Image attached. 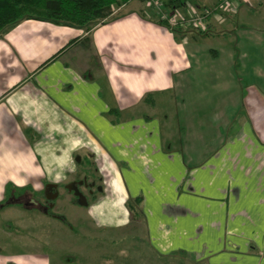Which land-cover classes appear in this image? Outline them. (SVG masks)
Segmentation results:
<instances>
[{
    "label": "crops",
    "instance_id": "obj_1",
    "mask_svg": "<svg viewBox=\"0 0 264 264\" xmlns=\"http://www.w3.org/2000/svg\"><path fill=\"white\" fill-rule=\"evenodd\" d=\"M257 1L264 9L263 0ZM245 4L241 1L228 18L213 16L203 35L217 37L219 24L226 23L229 30L244 24ZM130 12L88 31L30 19L0 35V207L17 209V203H5L17 187L42 192L46 184L91 179L95 171L101 175L91 159L99 147L110 157L111 169H106L103 196L87 208L94 213L91 225L100 227L98 217L118 209L125 214L119 224L131 220L129 213H135L129 202L139 199L136 216L156 257L264 264V28L237 29L227 50H207L228 62L205 68L207 79L216 74L214 82L224 93L238 95L227 102L238 105L239 119L233 124L226 119L222 145L214 147L207 123L195 124L207 117L195 116L188 126L201 136L187 149L171 148L160 124L143 108L158 109L157 102L146 99L151 73L160 88L176 83L160 66L164 56L150 52V41L160 49L166 27ZM191 58L201 62L197 51L172 53L171 75L180 74L179 87L187 78L181 72L193 67ZM197 67L199 73L203 66ZM188 78L199 81L197 74ZM192 100L181 105L195 104ZM0 264L51 261L14 255Z\"/></svg>",
    "mask_w": 264,
    "mask_h": 264
},
{
    "label": "rangeland",
    "instance_id": "obj_2",
    "mask_svg": "<svg viewBox=\"0 0 264 264\" xmlns=\"http://www.w3.org/2000/svg\"><path fill=\"white\" fill-rule=\"evenodd\" d=\"M165 1L135 0L133 6L130 4L132 7L119 9L117 16H123L131 10L132 13L130 12L129 16L139 18L145 16L152 22L160 23L163 13L174 16L176 20L184 21L195 16H201L208 10L212 13L207 22L209 25L213 16H226L228 18L230 15H234L241 1L246 3L245 8L248 13H246V16L244 15V19H241L244 24L231 30L228 29L226 23L219 24L217 26L219 35L217 37L203 35L183 23L182 27L191 30V33L186 34L188 36L181 35L176 30L166 27L164 28L166 32L163 33L164 36L162 37L164 39L160 43L159 50L153 48L152 41L149 42L151 54H158L159 58H161V55L164 56V61L162 62L161 59L160 66L165 65L166 76L176 80V83H169L168 88H160L151 73L149 83L152 90H148L146 99L147 101H154V103L157 102L156 107L158 109L149 111L148 108H145L146 105L143 106L144 110H148L146 116H151V120L153 119L160 124L165 145L169 144L168 147L171 148L186 147L187 149L193 140L198 138L197 134L200 132L199 130L196 131L194 127L189 128L188 126L192 117L196 116V118L207 117L206 120H199L195 124L205 125L207 123L209 129H206L208 131L207 135H212L214 147H220L222 145L221 136L223 132L225 133L226 119L229 118L232 124L237 123L239 119L237 114L239 113L237 111L238 105H227V102L237 100L238 95L234 90L224 93L225 89L219 83L214 82L216 74H213L212 81L207 79L206 69L211 65L218 66L222 61H224L225 66L228 65V62H225L226 58L224 60L223 57H220L216 60L207 50L210 48L227 50L233 41L230 35L240 33L237 29H243V31L247 29L255 32L256 29L264 28V9L260 7L257 0H237L233 5L231 4L228 10L227 8L223 10L216 8L221 0H189L187 8L172 12L166 7ZM216 17L212 19L214 20ZM162 22L167 26V22ZM163 23L160 24L163 25ZM261 24L262 26H258ZM150 33L153 34L155 31L151 29ZM182 50L197 51L201 62H194V59L191 58L193 67L188 71L181 72V76L185 75L187 78L180 80L179 87L178 77L180 74L171 75L174 74V70L171 68V56L172 53L177 55ZM196 64H202L203 66L199 73ZM176 73L178 72L176 71ZM192 74L199 75L197 83H191L190 78H188V76L192 77ZM237 74L235 73V75ZM209 76L211 77V74ZM190 97L195 104L187 105V107L181 105L185 99L188 101ZM163 99H165L164 102L159 105V102ZM166 102H172V104ZM193 108L194 111H192ZM87 148L88 145L84 147L86 150L83 153L87 152ZM93 151L91 159L99 167V174L103 178L101 185L106 187V183L109 181L106 169H111L110 157L99 147L93 149ZM66 185L68 184L57 185L58 188L61 187L65 199L70 200L68 201L69 204L66 201L64 203L58 202V208L55 210L58 214L55 213L50 216L44 213L42 210L43 202H37L39 208L18 205L17 203L16 212L8 207H0V260L14 255H38L40 258L47 257L51 264H205L195 262L196 260L192 262L193 260L183 258L180 255L166 258L156 257L147 245V241L143 239L142 230L144 227L141 217L134 216L132 213H129L131 220L119 224L117 221H123L125 214L119 212V209L114 214V208H112L113 212L111 211V213L113 214H107L103 218L99 216L100 227L97 225L94 227V225H91L94 213L91 210L89 211L87 206L71 203L74 197L68 195L69 192L64 188L67 187ZM99 194L103 196V193L100 192ZM79 213L83 219L85 218V222L87 221V227H84L85 224L79 218ZM137 228H139L138 232ZM131 230L132 234L130 233ZM116 255L118 256L116 257Z\"/></svg>",
    "mask_w": 264,
    "mask_h": 264
},
{
    "label": "trees",
    "instance_id": "obj_3",
    "mask_svg": "<svg viewBox=\"0 0 264 264\" xmlns=\"http://www.w3.org/2000/svg\"><path fill=\"white\" fill-rule=\"evenodd\" d=\"M134 0H0V35L25 20H40L54 24L91 30L99 24L117 19L119 9ZM189 0H166V7L174 12L187 8ZM122 17V16H120ZM160 23H163L159 21ZM163 25H165L163 23ZM165 27H167L165 25ZM178 31L177 29H174ZM34 196L39 192L22 188ZM140 200H130L129 207L136 212Z\"/></svg>",
    "mask_w": 264,
    "mask_h": 264
},
{
    "label": "flooded vegetation",
    "instance_id": "obj_4",
    "mask_svg": "<svg viewBox=\"0 0 264 264\" xmlns=\"http://www.w3.org/2000/svg\"><path fill=\"white\" fill-rule=\"evenodd\" d=\"M103 178L101 175H97L95 171V175L93 174V177L89 179V177H83L82 179L78 177V179L73 180L72 182L67 183V187H64L67 192H69L68 195L71 197H74L73 204L82 206L83 204H86L88 207L92 202L97 200V197L100 195V191L102 190V182ZM46 188L42 192H39L40 196H34L32 192L30 191H20L22 188H18L15 190V195L10 196L5 200L6 204L10 203H18V205H28L31 207L39 208L38 203L43 202L42 210L44 213L48 215L52 214H58L56 212V208H58V202L61 201L64 203L66 201L68 204L70 200H66L65 196L62 195V189L61 187L58 188L57 185H45ZM27 188V187H25ZM31 188V187H30ZM100 189V190H99ZM32 190H34L32 188Z\"/></svg>",
    "mask_w": 264,
    "mask_h": 264
},
{
    "label": "built area",
    "instance_id": "obj_5",
    "mask_svg": "<svg viewBox=\"0 0 264 264\" xmlns=\"http://www.w3.org/2000/svg\"><path fill=\"white\" fill-rule=\"evenodd\" d=\"M237 0H221L219 2V6H217L216 8H218L219 10H223L225 8H228L231 6V4L233 5L234 2H236ZM215 8V9H216ZM217 9V10H218ZM212 13L211 12H207L205 11V13L201 14V16H195L190 20H184V21H180V20H176L174 16H171L168 13H163L162 18L160 19V21H165L167 22V28L170 29H178L179 27H182V24H187L188 26L192 27V29H195L196 31H198L199 33L203 34L206 33L208 30V19L209 17H211Z\"/></svg>",
    "mask_w": 264,
    "mask_h": 264
}]
</instances>
